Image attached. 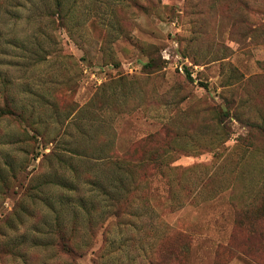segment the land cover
<instances>
[{
  "label": "rangeland",
  "instance_id": "1",
  "mask_svg": "<svg viewBox=\"0 0 264 264\" xmlns=\"http://www.w3.org/2000/svg\"><path fill=\"white\" fill-rule=\"evenodd\" d=\"M62 2L54 22V0H0V264H158L160 244L167 264H264V137L233 119L264 114V0ZM165 124L171 168L90 239L114 188L85 150L122 156Z\"/></svg>",
  "mask_w": 264,
  "mask_h": 264
},
{
  "label": "trees",
  "instance_id": "2",
  "mask_svg": "<svg viewBox=\"0 0 264 264\" xmlns=\"http://www.w3.org/2000/svg\"><path fill=\"white\" fill-rule=\"evenodd\" d=\"M146 1L151 0H128V4L133 8L142 10L143 5L141 4V2ZM63 11L64 5L62 0H54V8L51 14L54 22L55 17H59L61 18V20L64 19ZM153 62L154 59L152 58L146 67L151 68ZM187 77H189V79L191 80V76L188 72ZM246 105L247 103L242 102L237 107V109H233V119L238 123L244 124L245 126L256 130L257 133L264 137V114H259L258 117L253 118L252 115L250 116L249 114L242 112L246 109ZM226 112L227 115H224ZM9 114H12V111L7 106V104L4 105L3 108L0 107V117ZM222 114L224 116H227V118H230V107L227 111H223V113H217L216 120L220 118L221 123H223ZM175 137H177L175 131L170 127V125L165 124L159 132L151 134L141 140L137 144L139 148L133 149L131 151L128 150L127 152L123 153L122 156H118L117 153H113V155L111 148L106 149L103 147H89L87 150H85V156L91 157L93 159L99 160V158H97V155L102 159L105 158L106 155H109L111 157V159H109L107 163H105V165H109V167L112 169V172L110 173L111 170L108 168V177H105V179L109 183V187L114 188V191L112 193H107L110 199V211L106 214L104 221H97L91 214H88L87 216L90 239L95 238V236H97V231L103 228V225L97 226V222L105 224L107 220H109L110 218H114L118 223V221H120L122 218L128 215L131 216L132 209L135 206H138V203H140V201L147 202V198L150 193V181L152 180V178L158 173H163L162 171L164 169L171 168V165L165 161L164 156L166 150H164V148L171 147L169 141ZM255 139L256 138L251 135L247 138H244L242 142L246 144H254ZM158 141H161V143H157ZM153 142L155 146L150 147V144ZM260 190H262L260 198L258 199V209L260 212H258L256 216L259 218H264V215H262L264 211V183ZM93 222H95L96 224H93ZM74 232H76L74 231V228L70 233H67L63 227L59 226L55 230V235L58 240L56 246L58 247L59 252L64 257H74L75 253L78 251L75 247L76 237L73 234ZM174 236L178 239L183 237L181 235V232L176 233V235L174 233L173 237ZM166 237L167 236H165V238ZM170 238L171 236L167 239ZM86 246L87 248H90L89 243ZM174 251L175 250L166 247V245L163 246L160 244L157 248V256L161 257L158 264H167L165 262L166 258L172 257L177 252ZM83 254L85 253H82V255Z\"/></svg>",
  "mask_w": 264,
  "mask_h": 264
},
{
  "label": "built area",
  "instance_id": "3",
  "mask_svg": "<svg viewBox=\"0 0 264 264\" xmlns=\"http://www.w3.org/2000/svg\"><path fill=\"white\" fill-rule=\"evenodd\" d=\"M186 62H187L188 64H190V63L188 62V60H186ZM180 70H181V72H183V71H182V68H180Z\"/></svg>",
  "mask_w": 264,
  "mask_h": 264
}]
</instances>
